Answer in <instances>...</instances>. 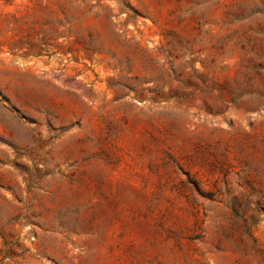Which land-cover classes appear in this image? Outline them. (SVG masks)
<instances>
[{"label":"rangeland","instance_id":"374dc122","mask_svg":"<svg viewBox=\"0 0 264 264\" xmlns=\"http://www.w3.org/2000/svg\"><path fill=\"white\" fill-rule=\"evenodd\" d=\"M0 264H264V0H0Z\"/></svg>","mask_w":264,"mask_h":264}]
</instances>
